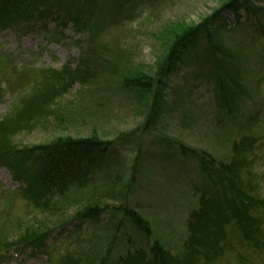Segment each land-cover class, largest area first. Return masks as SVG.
I'll use <instances>...</instances> for the list:
<instances>
[{
  "label": "rangeland",
  "instance_id": "374dc122",
  "mask_svg": "<svg viewBox=\"0 0 264 264\" xmlns=\"http://www.w3.org/2000/svg\"><path fill=\"white\" fill-rule=\"evenodd\" d=\"M229 1L138 0L127 9L131 11L129 18L99 41L107 50L105 57L119 61L120 73L107 74L104 82L89 87L71 82L62 85L67 79L64 72L56 88L45 89L50 72L66 71L79 62L81 52L75 43L79 35L72 28L55 30L54 23L45 28L27 22L20 23L21 28H0V151L5 149L2 152L14 158L16 162L11 164L21 177L30 175L20 183L0 164L2 231L8 228L9 232V226L14 225L15 236H20L19 232L24 234L31 225L36 231L40 227V232L53 228L49 243H54L55 250L60 255L64 251L71 256L81 251L89 254L84 262L87 264L91 255L96 257L90 264H98L101 258L117 264L120 258L134 257L135 251L144 254L149 264H264V146L259 147L262 137L264 142V0H240L233 10L225 8ZM216 13L220 18L211 25L219 28L220 37L215 40L227 49L225 61L230 58L245 87L242 99L231 109L215 99L213 81L196 78L194 51L187 66L179 63L170 75L166 74L165 88L159 82L165 76L160 65L176 37L203 25ZM206 44L203 38L196 49ZM138 75L147 82L150 78L157 80L153 88L156 98L120 88L125 78ZM153 101H159L155 121L148 120ZM92 136L118 146L121 155L119 164L112 165L113 175H125L126 180L137 154L142 152L131 194L128 185L122 184L116 198L102 197L110 181L100 178L85 189L52 197L51 205H56L58 212L33 210L19 192L20 188L30 189L34 170L33 158L24 153L25 149L61 137ZM181 144L231 167V183L212 187L200 161ZM22 158L32 164L22 167ZM239 161L246 164L242 173L235 168ZM210 188L215 195L212 200L234 194L245 200L241 208L229 210L243 219L227 224L213 248L218 222L193 236L188 228L190 213L200 206L201 191L210 192ZM96 189L100 190L97 195ZM11 194L13 201L7 202ZM98 199L112 208L97 222L83 226L79 231L82 242L75 243L69 236L74 224L68 222L78 210ZM29 200L33 201L31 194ZM127 200L149 222L147 230L125 217L122 209ZM215 203L217 209L224 210L222 201ZM64 222L68 225L62 227ZM117 231L120 237L114 243ZM88 244L93 246L91 250H87ZM155 247L164 251L163 257H153ZM2 264L52 263L47 255L36 254L15 255Z\"/></svg>",
  "mask_w": 264,
  "mask_h": 264
},
{
  "label": "trees",
  "instance_id": "16d2710c",
  "mask_svg": "<svg viewBox=\"0 0 264 264\" xmlns=\"http://www.w3.org/2000/svg\"><path fill=\"white\" fill-rule=\"evenodd\" d=\"M137 1L138 0H0V28L2 30L12 27L21 28L19 24L24 22L33 25L40 24L45 28L51 23H54L55 30H67L68 28H72L76 35H79V39L75 42L81 52L79 62L74 65L72 64L73 68L71 67L66 71L50 72L51 80L46 83L45 89L49 90V87L56 88V81L64 72L67 79L62 80V85L71 82L70 85L81 84L84 87H89L93 83L104 82L107 74L114 75L120 73L121 65L119 66V61H110L107 59L105 57V51L107 50L99 41L108 30L112 29L114 26L123 24L129 18L131 11L128 13L127 9L131 5L134 6ZM238 1L240 0H230L225 5V8H234L237 6ZM245 2H247V0ZM217 15L216 13L203 25L192 27L176 37L172 45V50L169 52L168 56L163 59L160 65V70L164 72L165 76L161 77L159 82L163 84V88H165L167 84L165 82L166 74L170 75L174 69L177 68L179 63H183L187 66L188 60H192V57L189 56L191 52L194 51L197 53L194 59H196L198 65L195 72L196 78L213 81L214 84L212 85L215 99L223 102L226 108L231 109L235 101L242 99L241 95L245 94V87L240 83L241 75L239 71L235 70L233 63H230V58L225 61L227 49L225 46L224 48L222 47V43H218L215 40V38L220 37L219 28H213L212 26L220 18ZM203 38L207 42L206 46L200 50L196 49L197 44ZM140 77L142 76H128L124 79L123 83L120 84V88L123 90L147 93V98L149 97V99L151 96L156 98V95L154 96L153 94V88L157 80L150 78L147 82L146 79H140ZM160 95L162 98L163 95L161 93ZM155 102H150L149 115L151 116L148 120L151 121H153L154 115L158 114L155 109H157L159 101H157V105ZM147 130L151 131L152 129ZM256 141L257 140L251 143L252 146H254ZM252 146L250 147L252 148ZM261 146H264L263 137L259 141V147ZM180 147L184 148L186 151H188V149L192 151L191 153L194 159L200 161L203 172L208 179H211L212 187L214 186V188H216L218 183L220 184L219 186H222L227 181L229 184L231 183L232 176L228 173L233 170L231 167L225 166L224 163H219L217 159L209 154L201 156L199 152L185 145L181 144ZM4 150L5 149L2 151ZM2 151H0V164L8 168L13 174L14 179L20 182L26 179L23 177L30 176L28 174H23V177H21L17 172L19 170L16 166L11 164V162H16L14 158H8ZM24 153L33 158L34 170L31 180L29 179L30 189L20 188L19 192L22 198L27 200L36 212H38V209L42 211H55L57 207L56 205H51L52 197L61 198V196L68 194L72 190L85 189L95 184L100 178L102 180L106 178L105 180L108 179L110 181V183L106 184L109 190L106 193L104 192L102 197H108L110 199L116 198V196L120 194V185L122 184L128 185V193L130 195V189L133 188L136 183L138 168L141 166L143 156L142 152L139 155L137 154L133 171L126 180L125 175H113L112 165L119 164L118 161L121 155L118 146L113 141L103 140L96 136L82 138L61 137L54 140L52 143L39 144L32 149L26 148ZM19 161L22 167L32 164L30 159L24 160L22 158ZM245 166V163L239 161L235 168H238V171L242 173V170H246ZM31 184L34 185V189L31 188ZM34 190L36 192H33ZM197 190L199 191L198 187ZM99 191L100 190L96 189V195ZM27 192L29 195L31 194L33 201L29 200ZM201 192L199 208L192 211L189 215V234H191V236L200 234L209 229L213 222H218L219 229L215 233V242L211 246V248H213L219 243L222 235L226 232L225 226L227 224L233 220L237 222V220L241 221L243 219V217L239 215L235 216L234 214H230L231 212L229 210L235 207L238 209L241 208L245 204V200L239 199L240 194H238V196L235 194L225 196L221 200L215 199L214 197L212 200L214 192H212L211 188L210 192L206 190ZM226 192L227 190L224 193ZM13 198L14 194H11V199L6 198V201L11 202ZM216 201H222L225 204L224 210L220 207H218V209L215 207ZM102 202L103 200L99 201L98 199L92 204H87V206L78 210L68 222L69 224H74V228H72L73 231L71 230L72 233L69 236L74 238L75 243H78L79 240L82 242L79 231L83 226L97 222L99 218L103 217L107 209L112 208L109 204H107V207L103 206ZM247 204L249 203L247 202ZM57 206L61 208V204H57ZM113 209L117 210L118 207H114ZM119 210H121V207ZM122 211L125 212V217L134 225H139L141 228L147 230L149 222L145 220L144 215L142 216L137 208L130 204L129 200L123 205ZM4 212L6 211L4 210ZM66 224L67 222H64L62 227H65L64 225ZM1 226L0 224V264H2L3 261H7V258L14 257L15 255L36 256V254L47 255L52 264H87L84 262L85 258L90 256L89 254H83L81 251L71 256L64 251V253L60 255V251L55 250L56 246L54 243H49L53 228L48 229L46 227L47 229L43 228L40 232V227L39 230L36 231V228L31 225L28 226L30 228H28L24 234L23 231H20V236H15V231L13 230L14 225L9 226V232H7L8 228L2 231ZM119 237L120 231H117L113 238V242L115 243ZM90 240H92V238ZM86 247L88 248L87 250L93 248V246L89 244L86 245ZM11 253H14V256H12ZM161 255L162 257L164 256V251L159 247H155L153 257L159 259ZM95 257L96 255L94 257L91 255L90 258L92 260L90 261L92 262ZM108 260L110 259L107 258L105 263L101 258L98 264H108ZM91 262H89V264ZM117 264L149 263L146 262L144 254L135 251L134 257L129 256L127 260L126 258H120Z\"/></svg>",
  "mask_w": 264,
  "mask_h": 264
}]
</instances>
